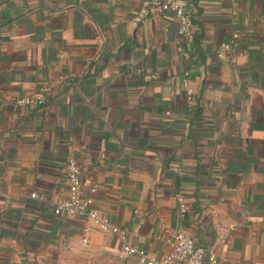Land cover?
Masks as SVG:
<instances>
[{"label": "crops", "instance_id": "obj_1", "mask_svg": "<svg viewBox=\"0 0 264 264\" xmlns=\"http://www.w3.org/2000/svg\"><path fill=\"white\" fill-rule=\"evenodd\" d=\"M147 1L0 0V264H141L55 214L70 158L151 256L183 231L218 264H264V0H195L199 44L170 11L135 24Z\"/></svg>", "mask_w": 264, "mask_h": 264}, {"label": "built area", "instance_id": "obj_2", "mask_svg": "<svg viewBox=\"0 0 264 264\" xmlns=\"http://www.w3.org/2000/svg\"><path fill=\"white\" fill-rule=\"evenodd\" d=\"M195 0H152L147 1L134 17V23L140 24L154 15L173 12L180 25V33L192 37L197 26L194 23ZM240 33L235 31L230 39L224 41L219 48V56L225 57L236 45ZM48 88L39 90L17 99L19 106H43L46 102ZM188 102L195 103L194 96L188 93ZM167 111V114H170ZM189 125V123H188ZM68 179V195L59 201L54 209L56 215L82 216L95 225L101 232L118 236L124 243L122 256L138 255L141 264H218V256L214 246L206 247L198 244L193 236L186 232H177L172 239V250L160 257L151 256L144 250L134 246L129 240L127 229L113 223L97 206L94 193L96 188L86 190L82 178V166L74 158H70L66 166ZM36 194L33 193V196ZM232 228L225 229L223 238L229 235ZM87 242V239H84ZM207 259V260H206Z\"/></svg>", "mask_w": 264, "mask_h": 264}, {"label": "trees", "instance_id": "obj_3", "mask_svg": "<svg viewBox=\"0 0 264 264\" xmlns=\"http://www.w3.org/2000/svg\"><path fill=\"white\" fill-rule=\"evenodd\" d=\"M194 23L195 25L197 26V30L195 31V33L193 35H196V38H197V42L199 44V42L201 41V39L203 38V34H204V31L202 30V27L201 25L198 23L197 19L194 18Z\"/></svg>", "mask_w": 264, "mask_h": 264}]
</instances>
